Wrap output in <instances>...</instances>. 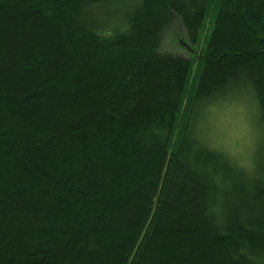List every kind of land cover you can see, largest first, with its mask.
<instances>
[{
	"label": "trees",
	"instance_id": "1",
	"mask_svg": "<svg viewBox=\"0 0 264 264\" xmlns=\"http://www.w3.org/2000/svg\"><path fill=\"white\" fill-rule=\"evenodd\" d=\"M110 1L0 0V264H264V167L229 166L196 125L242 86L264 131V0L95 19ZM213 2L185 99L191 60L161 37L179 21L196 45Z\"/></svg>",
	"mask_w": 264,
	"mask_h": 264
},
{
	"label": "rangeland",
	"instance_id": "2",
	"mask_svg": "<svg viewBox=\"0 0 264 264\" xmlns=\"http://www.w3.org/2000/svg\"><path fill=\"white\" fill-rule=\"evenodd\" d=\"M130 0H112L106 4L101 5L95 13V19L99 21H115L123 19L127 13V6ZM217 2V1H216ZM213 2L208 9V19L205 22V27L200 33V39L196 45H191L185 38V33L180 22H172L161 37V46L159 52L166 54H178L185 59L191 60L190 73L187 79V91L185 99L188 95V90H191L197 69L200 65V54L207 42V35L212 28L213 23L217 17V3ZM110 19V20H109ZM169 24V23H168ZM194 48V49H193ZM229 89L228 87H226ZM231 91L227 93L228 99L212 98V102L208 103L205 108L203 101H200L199 113L197 114L196 125L200 129L198 135L207 144L220 150V152L227 155L229 166L255 171L259 168L263 169L264 165V131L261 125L257 128L255 116L258 111V101H256L251 90L245 87L230 88ZM242 92H245L244 94ZM235 94V95H233ZM239 94V95H238ZM186 100H184L185 104ZM186 105V104H185ZM185 107L182 109L183 112ZM197 111V110H196ZM201 114V116H200ZM260 137H257L256 134ZM173 148V147H171ZM233 164V165H232ZM254 166V167H252Z\"/></svg>",
	"mask_w": 264,
	"mask_h": 264
}]
</instances>
